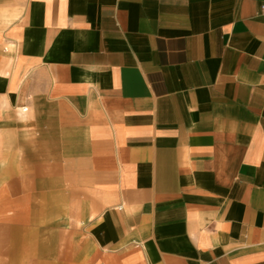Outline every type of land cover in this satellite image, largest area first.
<instances>
[{
    "label": "crops",
    "instance_id": "1",
    "mask_svg": "<svg viewBox=\"0 0 264 264\" xmlns=\"http://www.w3.org/2000/svg\"><path fill=\"white\" fill-rule=\"evenodd\" d=\"M0 264H264V0H0Z\"/></svg>",
    "mask_w": 264,
    "mask_h": 264
}]
</instances>
